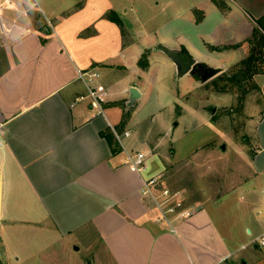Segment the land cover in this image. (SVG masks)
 <instances>
[{
    "label": "crops",
    "instance_id": "crops-1",
    "mask_svg": "<svg viewBox=\"0 0 264 264\" xmlns=\"http://www.w3.org/2000/svg\"><path fill=\"white\" fill-rule=\"evenodd\" d=\"M17 1L16 7L0 4V226L78 235L87 249L82 264H264V108L255 120L246 177L224 191L240 194L227 199L229 212L208 208L205 203L219 197L206 195L188 204L191 215L175 220L173 230L157 221L155 203L143 194L151 178L168 187L163 162L136 146L131 118L118 130L130 109L124 88L133 86L126 78L120 87L111 84L108 66L130 63L133 51L107 18L114 1L30 0L42 11L33 15L26 0ZM225 6L212 4L211 13L202 8L200 24L191 17L202 43H244L264 15L254 17L237 0ZM245 47L239 49L245 53ZM85 72L99 74L92 87L105 95L102 113L80 77ZM257 82L264 91V74ZM105 83L117 91L107 92ZM113 130L131 136L122 146ZM105 133L120 152H113ZM124 148L148 154L144 173L130 170Z\"/></svg>",
    "mask_w": 264,
    "mask_h": 264
},
{
    "label": "rangeland",
    "instance_id": "rangeland-1",
    "mask_svg": "<svg viewBox=\"0 0 264 264\" xmlns=\"http://www.w3.org/2000/svg\"><path fill=\"white\" fill-rule=\"evenodd\" d=\"M113 1L115 12L124 21L123 35L133 53L130 63L108 66L113 68L111 84L119 86L117 82L122 84L126 78L133 87H141L145 92V97L128 109L136 131V146L152 152L163 162V178L168 188L182 191L187 205L207 195L219 197L217 202H206L208 208L227 207L229 212L232 206L226 204L227 199L235 200L240 194L230 196L224 191L246 177L243 170L255 148L251 138L255 120L264 108V91L257 82L258 75L254 82L259 89L249 83L246 86L249 92L243 98L237 88L221 91L213 83L214 78L202 83L197 74L181 75L164 50L177 49L207 67L234 70L247 56L248 46L245 53L239 48L211 50L209 44L200 41V30L191 23V17L196 24L202 22L205 13L202 8L211 13L209 7L217 6L215 1L225 5L228 0ZM237 1L254 17L264 12V0ZM0 4L16 7L19 3L0 0ZM26 5L30 9V0H26ZM39 10L36 5L31 7L32 15L41 14ZM14 15L17 17V12ZM111 84H104L107 92L117 91ZM97 95L104 103L105 95L98 92ZM128 95V89L124 88V96ZM222 145L226 147L224 151ZM77 237H62L47 228L4 223L0 226V264H82L87 249L76 241Z\"/></svg>",
    "mask_w": 264,
    "mask_h": 264
},
{
    "label": "built area",
    "instance_id": "built-area-1",
    "mask_svg": "<svg viewBox=\"0 0 264 264\" xmlns=\"http://www.w3.org/2000/svg\"><path fill=\"white\" fill-rule=\"evenodd\" d=\"M80 77L85 81L89 89V93L93 99V104L103 112V107L99 96L95 93L94 88L92 87L93 79L99 77L98 73H80ZM117 138V141L123 146L124 137L131 136L130 131H125L123 133L113 130ZM4 146V142L1 138L0 130V151ZM125 152V163L130 168L132 172L137 174L144 173L148 168V154L134 149H126ZM1 193V190H0ZM143 194L147 197H150L155 203L159 216L157 221L167 223L174 230V221L183 220L188 218L191 215V209L185 202V197L182 191L171 190L168 187L160 188L159 178H151L150 180L145 181ZM262 245H264V239H262Z\"/></svg>",
    "mask_w": 264,
    "mask_h": 264
},
{
    "label": "trees",
    "instance_id": "trees-1",
    "mask_svg": "<svg viewBox=\"0 0 264 264\" xmlns=\"http://www.w3.org/2000/svg\"><path fill=\"white\" fill-rule=\"evenodd\" d=\"M218 7L225 9L226 6L218 1H215ZM225 7V8H224ZM107 18L117 24L121 31L124 34V23L122 19L115 13L109 12ZM257 26L254 28V31L250 38H248L244 43H238L231 46H226L220 48L218 46H209L211 50H224L232 48H240L243 45L248 46V54L243 58L232 71H224L216 78H214L213 83L220 86L221 91L229 92L235 88L239 89L242 92L243 98L248 94L249 90L246 86L250 83L253 88L259 89L258 84L254 82L255 76L264 73V15L256 20ZM141 63V61H140ZM130 119V111H127L123 115L121 121V126L119 131H121L128 120ZM112 134L111 132L109 133ZM109 134H103L110 142L112 150L114 153L120 152V147L118 142H113Z\"/></svg>",
    "mask_w": 264,
    "mask_h": 264
},
{
    "label": "water",
    "instance_id": "water-1",
    "mask_svg": "<svg viewBox=\"0 0 264 264\" xmlns=\"http://www.w3.org/2000/svg\"><path fill=\"white\" fill-rule=\"evenodd\" d=\"M166 54L172 59L177 67V71L181 74L190 73L191 75L197 74L200 76L202 83L208 82L209 80L215 78L222 72H224V68L222 67H207L201 62H198L195 58L190 57L188 61V66L184 69L183 64L178 60L177 55L181 53L180 50L164 48ZM129 102L128 107L132 109L136 102L141 98L142 94L136 87H131L129 90ZM221 149L224 151L226 149L225 145L221 146Z\"/></svg>",
    "mask_w": 264,
    "mask_h": 264
},
{
    "label": "flooded vegetation",
    "instance_id": "flooded-vegetation-1",
    "mask_svg": "<svg viewBox=\"0 0 264 264\" xmlns=\"http://www.w3.org/2000/svg\"><path fill=\"white\" fill-rule=\"evenodd\" d=\"M177 58L183 64V68L185 69L188 66L190 56L185 53H180L179 55H177Z\"/></svg>",
    "mask_w": 264,
    "mask_h": 264
}]
</instances>
